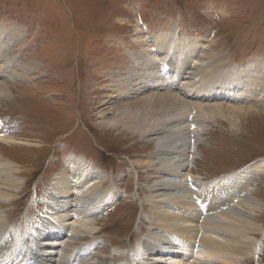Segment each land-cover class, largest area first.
<instances>
[{"label":"rangeland","instance_id":"1","mask_svg":"<svg viewBox=\"0 0 264 264\" xmlns=\"http://www.w3.org/2000/svg\"><path fill=\"white\" fill-rule=\"evenodd\" d=\"M175 30L180 41L197 38L200 48L184 65L189 78L195 65L198 69L218 66L224 59L233 69L264 64V0H0L7 61L21 74L0 79L5 89L0 95V122H13L10 132L16 139L0 141V157L16 169L9 175L0 170V182L6 183L0 189L12 194L8 200L0 195V264H9L11 258L30 264H154L161 259L166 264H228L235 257L223 254L208 259L204 245L197 256H163L164 247L183 253L177 243H185L153 226L150 211L162 206L174 212L175 203L163 200L167 194L199 197L193 190L197 184L189 177L205 183L248 169L251 163H264V104L193 101L207 109L188 115L187 129L176 137H184L185 145L177 150L158 147V136H165L162 128L144 135L122 124L107 125L124 103L112 91V78L127 72L133 64L131 52L141 49L134 35L165 38ZM191 142L197 144L195 149ZM149 154L153 158L148 160ZM71 156L97 166L104 184L98 194L76 198L71 201L75 206L64 208L54 200L67 197L62 198L54 183L68 168ZM255 180L248 181L251 186L248 182L235 185V194L233 184L222 188L230 197L220 192L216 201L218 210L248 216L262 227L250 233L257 246L253 256L242 259L243 264H264V172ZM164 182L182 185L167 192L154 189ZM115 193L118 196L113 198ZM103 194L118 202L100 208L97 222L96 210L90 216L86 213V224L76 223L82 226L67 224L70 227L64 231L69 234L63 238L59 232L53 236L59 227L47 218L42 221L49 222L50 228L43 224L38 229L51 207L53 212L64 210L69 218L68 214L80 213ZM206 218L221 219L220 215ZM37 239L54 247H38ZM15 245L20 248L18 255Z\"/></svg>","mask_w":264,"mask_h":264},{"label":"bare ground","instance_id":"2","mask_svg":"<svg viewBox=\"0 0 264 264\" xmlns=\"http://www.w3.org/2000/svg\"><path fill=\"white\" fill-rule=\"evenodd\" d=\"M11 32L20 36V32H16L15 30H11ZM6 34L7 33H0V79L11 80L15 77H21V74L14 72L15 70H13L12 66L7 61V54L5 51L7 43L4 42V36ZM134 36L133 41L135 45L141 47V49L139 52H131L130 55L133 59V64L128 68L127 72L124 74L120 73L116 78H112V91L121 101H124V103L122 102L121 106L119 105L120 109L117 115H114L117 118L112 117L113 119H108L107 125L119 126L122 124L125 129H131L144 135L149 133L152 134V132L162 128V133H165V136H158V147L165 148L164 151H168L169 147H175V150H177L185 145L184 137H176L184 133L187 129L186 122L188 115L196 112V109H207L206 106L198 104L197 102L194 103L193 101L207 99L209 101L226 100L243 102L245 104H264L263 63L247 66L246 68L233 69L227 59H224L223 64L220 63L218 66L198 69L195 65V72L192 71L194 72L193 76L189 78L188 74L190 71L186 70L184 65H187L190 62L189 59L197 56L200 51L196 42L197 38L188 39L187 42L180 41L181 39L178 37L176 30L165 38L149 36L145 39L138 36L137 33ZM159 55H161V59H159ZM173 60L176 62V66H172ZM186 79H190V82L185 81ZM156 89L161 91L156 94H150V91H155ZM173 91L180 92L182 98L191 102L186 103ZM3 92H5V89L2 88L0 84V95H3ZM134 98L137 100H132ZM115 108L117 109V107ZM114 113H116V111ZM191 118L193 119V117ZM13 126V122L11 121L0 122L1 142H13L16 140L15 136L10 132ZM178 132H180V134ZM196 145L197 144L191 142L192 149H195ZM151 156L152 154H149L146 157L149 160ZM250 165L251 167L248 169L226 174L205 183L198 182L197 179L189 177L191 183L195 182L197 184V188L193 190L198 193L199 197H192L187 193H185V195L167 194V197L163 200H172L177 209L173 212L172 209H166L162 206L152 208L154 210L150 211V214L153 216L152 218L155 219V222L152 220V225L174 233L176 238L184 241L185 244L187 243L186 250H184L185 256L191 257L193 254H189L195 252L197 246L204 245V249H207L205 253L208 259L222 257L223 254H225V257L226 255L232 254L235 257L233 259L231 258L232 261H229L228 264H243L241 262L242 259L253 256L257 246V243L254 238L251 237L250 233H252L253 229L262 231V227L258 225L255 220L251 221L248 219V216L238 217L227 213V211L218 210L216 201L222 188H229L232 184L238 186L240 182L244 183L249 180L253 182L257 181L255 180L256 177L261 172H264V163H251ZM67 167L68 168L64 171H60L54 183V187L62 190V192H60L64 194L62 198L67 197L64 201L62 199L54 200L55 202L63 203L60 205L64 208L69 204V208L72 207V205L75 206V204H71V201L76 198L81 199L90 197L92 193L98 194L99 187L101 189L104 184V180L99 179L102 178L99 175L100 170H98L97 166L92 165L89 160L71 156L68 160ZM0 170H3V172L5 171L7 175L16 172L13 163L4 157H0ZM69 173H72V178H70V175L68 176ZM2 176L3 174L0 175V177ZM213 183L215 185L212 188L205 189L201 192V189L204 187L208 188ZM0 185L6 186V183L0 182ZM181 185L180 182H164L159 185L156 184L154 189L167 192L172 188H179ZM236 186L234 187V194L237 190ZM248 186H251L250 182H248ZM0 195L7 200L12 197V194L1 189ZM48 196H50V193ZM114 196H118V193H115L112 197L114 198ZM221 196L230 197V194L223 190ZM113 198L105 199L104 194L98 196L94 204L89 205L91 202L88 201L89 206L87 207L89 208L84 207L85 209L82 208L83 210L80 213L68 214V216H71L69 218H67V214L64 210H56L53 212V207L50 206L51 210L46 211L50 213V216L47 217L42 215L43 217H41L38 223V229H41V226L45 224L44 221H42V219L46 220L44 218H47L52 225L56 223V226L59 227L58 229L56 228L59 231L51 229L54 230L53 236L56 232L62 234L64 230L67 229L66 227H70L69 225H73L74 227H79V225L82 226L76 223L78 221H84L86 224L89 220L86 219L88 218L87 212H89L90 216L94 214L93 212H96V210L98 214L101 210L108 209L112 206H110V204L114 205L118 202ZM103 202H105V204L101 206ZM154 205H158V203H154ZM78 214L83 215L80 216ZM97 214L94 216L95 222H97L100 216ZM209 215H220L221 219L216 221H213V219L211 220V218L207 219L206 217ZM71 218H75V220L71 221L72 224L70 221H67V219ZM52 219L53 221H50ZM49 222L45 225L50 228L48 225ZM58 223L64 224L61 226V231ZM92 232L95 233L96 231L94 230ZM51 240H54L55 245L58 239L52 237ZM168 243L170 244V242ZM50 245V248L54 247L53 244ZM15 247L16 251L20 249L17 245H15ZM168 248L169 247H164L163 250H161L163 256L173 258L180 256L174 255L178 252L177 248ZM198 254L201 255L200 253ZM12 261L13 258H11V262ZM155 262L154 264H166L162 259L161 261L156 260Z\"/></svg>","mask_w":264,"mask_h":264}]
</instances>
